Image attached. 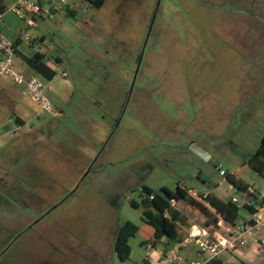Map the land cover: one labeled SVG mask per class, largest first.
<instances>
[{
  "label": "rangeland",
  "instance_id": "374dc122",
  "mask_svg": "<svg viewBox=\"0 0 264 264\" xmlns=\"http://www.w3.org/2000/svg\"><path fill=\"white\" fill-rule=\"evenodd\" d=\"M77 3L34 16L66 76L50 81L14 56L68 96L46 90L61 115H36L24 85L0 75V264H143L154 247L142 230L127 259L114 240L127 220L146 225L130 202L145 187L244 201L225 171L264 183L246 163L264 135V0ZM173 203L204 224L185 199Z\"/></svg>",
  "mask_w": 264,
  "mask_h": 264
},
{
  "label": "trees",
  "instance_id": "16d2710c",
  "mask_svg": "<svg viewBox=\"0 0 264 264\" xmlns=\"http://www.w3.org/2000/svg\"><path fill=\"white\" fill-rule=\"evenodd\" d=\"M84 1L96 7H101L106 0ZM8 7L3 0H0L1 11L6 13L9 11ZM65 9L68 14H75V10H71L70 7H66ZM2 21L4 22V18H2ZM0 29L4 31L1 23ZM9 37L13 40L16 54L20 55L31 67L45 76L48 80H52L56 76V68L49 62L50 58L47 57L45 52L36 50L33 45L39 43L40 39L34 37L30 41L24 42L23 39L16 35L11 34ZM28 47L31 50L26 52V48ZM54 60L55 63L61 61L59 57H55ZM16 121L24 123L19 120V117H16ZM246 163L255 172L264 177V135L262 136L260 145L249 156ZM224 174L226 180L237 189V192L245 195V198L247 195L243 207H239L237 203L232 201L231 197L224 199L211 192L193 193V188L180 183H178L177 187L174 189L163 185L160 191L151 189L148 195L142 192L140 201L131 199L130 202L133 207L141 208L143 221L154 229L153 239L149 242L155 245L158 240L165 237L168 243L173 246L184 239L188 233V229L192 226V222L188 215L181 209L175 207L173 203L174 201H181L184 199L191 208L198 210L206 216L205 224L213 231L227 233L228 231L222 225V222L234 225L238 220H241L247 223L248 220L244 213L246 211L256 210L255 203L258 202L259 197L257 198L255 196L256 194L252 191L253 187L242 178L227 171H225ZM151 196L153 197L151 198ZM251 222L254 221L252 220ZM139 230L140 226L130 220H127L118 229L114 240V249L118 252L121 259H127L130 256V238L135 236ZM166 251L167 249L165 252ZM225 258H214L209 264H232Z\"/></svg>",
  "mask_w": 264,
  "mask_h": 264
},
{
  "label": "built area",
  "instance_id": "2783aa9c",
  "mask_svg": "<svg viewBox=\"0 0 264 264\" xmlns=\"http://www.w3.org/2000/svg\"><path fill=\"white\" fill-rule=\"evenodd\" d=\"M79 0H13L8 10L16 17L23 19L27 23V28L17 32V37L24 41L34 38L35 20L32 16L41 13L51 14L57 10L74 6ZM4 12L0 10V22L4 17ZM38 51L45 52L44 46L39 43L33 44ZM15 46L13 40L0 29V75L11 78L16 83L24 85V92L27 98L39 105L40 110L52 115H61V110L57 109L46 94L49 88L39 77L28 75L21 71L15 64ZM53 61V59H52ZM61 74L66 76V70L62 65L58 66ZM153 196H151L152 198ZM232 201L239 207H243L245 201L240 200L238 195H232ZM256 210L247 211L248 222H238L234 229L227 233L213 231L207 227L193 225L184 239L170 249L168 258L171 264H209L217 257H223L228 262L235 264L233 252L240 246L247 243L248 235H251L257 227L264 228V193L255 203ZM246 211V210H245ZM253 220L254 222H251ZM202 255L201 258L194 257Z\"/></svg>",
  "mask_w": 264,
  "mask_h": 264
},
{
  "label": "crops",
  "instance_id": "0c3cea01",
  "mask_svg": "<svg viewBox=\"0 0 264 264\" xmlns=\"http://www.w3.org/2000/svg\"><path fill=\"white\" fill-rule=\"evenodd\" d=\"M12 1L13 0H3V2L7 5V7L12 3ZM81 3L83 4V2H81ZM80 7H81V4L75 3V5L74 6H71L70 9L71 10H75L74 13H76V11L78 10V8H80ZM60 11H66V9H63V10H60ZM6 14H7V12L5 13V15ZM5 15L3 17L4 18V22L1 21L0 23H1V26H3V28L5 29V31L8 30L7 33H6L7 35H9L8 33H11L13 35H17V32H20V31L25 30L27 28V23H26L25 20H22V23L21 22H18L17 23V21L15 20V17H13V15L6 16V18H5ZM32 17L34 18V16H32ZM34 37H37L38 39H40L39 46H42L41 43L44 41L45 35L44 34L37 33V34H34ZM26 50H27L26 52H29L31 49L28 47V48H26ZM47 57L50 58V60H49L50 63L56 64V72H57L56 73V76L52 80H50V81H53L58 76L59 77L60 76H63L64 77V75H62L61 73L58 72L59 69L57 70V66H59V65H62L65 68V66L62 63L61 58L59 56H55V57H59V59L61 60V61L55 63V60H54L55 57H53V56H51V57L50 56H47ZM52 59H53V61H52ZM29 75H33V74H29ZM66 75H67V73H66ZM63 86H64V88L67 89V85H63ZM48 87L49 88L47 89V91H48V94L49 95L52 96V94H55L56 96H58L59 98H61L62 100H65V101H66V99H69L66 94H61V93L59 94V92L54 89V87L52 86V83L51 82L49 83ZM48 94H47V96H48ZM27 106L29 108H31L32 111L36 112V115H38V113L40 115L44 114V112L40 110L39 105L36 104L35 102L31 101V100H29V103H28ZM55 107L57 109H60V107H57L56 105H55ZM60 110H61V114H62V109H60ZM17 117H19V120H21L22 122H25L24 118L21 117L20 115H17ZM252 191H254V193L256 194L255 196L257 198L258 197L261 198V195L264 193V183L262 184L261 189H254V188H252ZM192 192H194V191H192ZM246 199H247V195H246V198L244 200H246ZM248 199H249V197H248ZM246 213H247V211L244 214L246 215ZM205 220L203 222L204 224L201 225L200 227H207V228L210 229V227L206 226ZM238 222H241V220H238L237 223ZM237 223L234 224V225H231V224L228 225V223H225V224L222 223V225L224 227H225V225H228L229 227L228 228L225 227V229L227 231H229V230L234 229L235 226L238 225ZM193 225H196V224L195 223H192V226ZM147 226H150V225L146 224V225L140 227V230H139V231L142 230V232L144 234V240H143L142 243H148L150 240L153 239L152 236H153L154 229L151 226L150 227H147ZM189 229H188V231H189ZM248 236L249 237L247 239L246 245L238 247L233 252L234 255H232V256L229 255V254L226 255L227 257H230V258L231 257H234L235 258V262H234L235 264H247V263H249L248 261H252L253 259L255 260L256 258H257V260H258V258L264 259V253H263L264 247L262 246V245H264V231L263 232H260V231L254 232V230H253L252 234L251 235H248ZM250 239H253L252 242L250 241ZM175 245L172 246L170 243H168L167 238H165V237H163L160 240H158L155 245L150 242V245L148 247L153 246L154 247V250L145 259V261L143 262V264H171L170 261H169V259H168V254H169L170 249H172L173 247H175ZM260 246H262V247H260ZM166 249H167V251L165 252ZM192 255L194 257H198V258H201V256H202V255H196L195 253H192Z\"/></svg>",
  "mask_w": 264,
  "mask_h": 264
},
{
  "label": "water",
  "instance_id": "95a60500",
  "mask_svg": "<svg viewBox=\"0 0 264 264\" xmlns=\"http://www.w3.org/2000/svg\"><path fill=\"white\" fill-rule=\"evenodd\" d=\"M143 192L145 193V194H150V192H151V189L150 188H148V187H145L144 188V190H143Z\"/></svg>",
  "mask_w": 264,
  "mask_h": 264
}]
</instances>
